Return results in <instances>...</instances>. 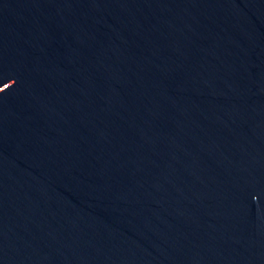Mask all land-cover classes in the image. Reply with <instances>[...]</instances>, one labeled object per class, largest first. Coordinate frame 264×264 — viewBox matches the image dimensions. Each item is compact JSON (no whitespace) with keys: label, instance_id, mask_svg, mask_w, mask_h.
<instances>
[{"label":"water","instance_id":"95a60500","mask_svg":"<svg viewBox=\"0 0 264 264\" xmlns=\"http://www.w3.org/2000/svg\"><path fill=\"white\" fill-rule=\"evenodd\" d=\"M0 264H264V0H0Z\"/></svg>","mask_w":264,"mask_h":264}]
</instances>
